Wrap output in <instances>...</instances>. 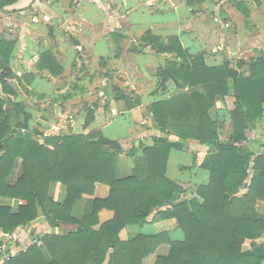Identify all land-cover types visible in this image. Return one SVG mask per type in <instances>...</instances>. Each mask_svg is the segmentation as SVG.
Returning a JSON list of instances; mask_svg holds the SVG:
<instances>
[{
  "label": "trees",
  "instance_id": "trees-1",
  "mask_svg": "<svg viewBox=\"0 0 264 264\" xmlns=\"http://www.w3.org/2000/svg\"><path fill=\"white\" fill-rule=\"evenodd\" d=\"M15 2L1 0L0 6ZM137 42L138 52L150 46L157 54H177L178 61L160 67L158 74L162 86L173 80L178 93L150 105L162 134L151 145L124 152L119 141L97 132L45 135L34 127V116L7 80L14 77L9 64L15 42L0 38V199L21 202L14 210L11 203L0 201V232L30 224L40 209L50 225H80L64 236L47 234L41 245L35 242L2 264H142L155 251L156 245L149 247L155 238L124 240L121 232L127 225H144L158 208V218H175L185 239L170 241L169 255L159 256L156 264L264 262V215L256 208L258 201L264 202V148L247 135L264 117V57L211 67L204 54H189L177 36L165 41L148 31ZM37 69L63 72L49 51L41 55ZM115 90L133 106V98L119 87ZM229 95L235 97L230 111L234 130L221 140L210 111ZM94 113L89 110L85 125L95 119ZM189 139L209 149L200 165L209 179L195 184L193 198H185L187 190L167 176L171 151L183 150ZM122 155L134 159L129 174L120 171ZM97 183L109 186L108 197L92 199L90 213L76 220L75 205L93 196ZM245 241L249 250L243 249Z\"/></svg>",
  "mask_w": 264,
  "mask_h": 264
},
{
  "label": "crops",
  "instance_id": "crops-1",
  "mask_svg": "<svg viewBox=\"0 0 264 264\" xmlns=\"http://www.w3.org/2000/svg\"><path fill=\"white\" fill-rule=\"evenodd\" d=\"M148 31L165 41L177 36L189 54H204L206 64L211 67L233 59L256 61L264 57V0H16L0 6V38L15 42L9 64L14 77L7 80L16 92L19 91V100L23 96L19 81L30 95L27 107L35 119L33 126L45 135L88 136L97 132L119 141L124 149L151 145L153 138L162 134L153 124L150 105L178 93L173 80L169 79L162 86L158 74L160 67L178 61L177 54H157L150 46L143 52L136 51L137 41ZM47 51L63 68L61 74L37 69L41 55ZM106 57H110L107 62L103 60ZM145 58L147 60L143 61ZM97 80L103 82V95L111 101L110 108L98 107L95 119L85 125L89 110L83 103L73 113L62 107L85 99L89 86ZM115 87L134 99L132 107L119 99ZM68 94L72 96L66 98ZM226 98L228 104L229 99L235 102L233 95ZM224 102L218 101L210 115ZM234 107L235 104L221 116H218L220 113L211 116L230 126L227 139L234 130L230 117ZM88 108L94 109L92 103ZM74 116L77 118L73 119ZM144 120L147 126L142 125ZM254 131H247L249 140L264 144L263 119ZM208 151L206 146L189 139L183 150L173 149L170 153L168 166L187 176L170 177L168 166L167 176L189 191L185 198L195 197V184L206 183L209 179V172L200 167ZM133 165V157L121 156L119 167L123 175L131 173ZM109 193V186L97 183L94 195L84 196L75 205L73 217L83 219L91 211V200L106 198ZM63 197L64 191L60 195L61 199ZM0 201L9 203L6 199ZM19 203L16 202V206ZM256 208L264 215L263 201H258ZM159 210L156 209L144 225H127L121 232L124 240L138 236L155 238L150 240L149 247H157L142 264H156L159 256L169 255L170 241L185 239L177 220L159 219ZM79 228V224L66 221L50 225L40 209L35 221L10 233L0 232V237H11L9 249L15 256L35 242L41 245L40 238L47 234L64 236ZM2 262L0 260V264Z\"/></svg>",
  "mask_w": 264,
  "mask_h": 264
},
{
  "label": "rangeland",
  "instance_id": "rangeland-1",
  "mask_svg": "<svg viewBox=\"0 0 264 264\" xmlns=\"http://www.w3.org/2000/svg\"><path fill=\"white\" fill-rule=\"evenodd\" d=\"M142 58V57H141ZM144 60H147V58H145V59H143V61ZM232 61V64L233 65H235L236 64V62H237V60L236 59H233V60H231ZM97 77L98 78H100L99 77V75H97ZM118 78L119 79H121V80H123V78H121L120 76H118ZM103 83V82H102ZM102 83H101V81L99 82L98 80L96 81V82H94V84H92V85H90L89 87H90V89H89V94L87 95V96H85V99L83 98V99H81L80 101H76L75 103H73L71 106H70V104L72 103V102H70V103H68L69 104V107L65 104H63V107H62V109H67L66 111H71L72 113L74 112V110H75V108L78 106V105H80L81 103H83V105H84V107L86 106V109H88V110H90L89 108H88V104L89 103H92V106H94V109H93V111L95 112V111H97V109H98V107H107V109H109L110 108V103H111V101H109V100H107V99H105V96L103 95L104 93H103V86H102ZM119 84H120V82H119ZM107 88L108 89H111V87L110 86H107ZM22 90V91H21ZM25 88H24V86H22V87H20V92H23L22 94H23V96L21 95V97H20V99L22 100V101H24L25 103H26V105H28V106H30V104H29V100H30V95L29 94H27V92H25ZM19 92V91H18ZM17 92V93H18ZM24 95L26 96V95H28V97H24ZM19 96V95H18ZM227 98H224V99H222V100H224L225 102H224V104H223V106L222 107H220V108H217L216 109V111H215V109L213 110V112H212V114H211V116H215L214 114H216V115H218L219 113H220V115H218V116H221V114H222V112H225L226 113V111L229 109L230 110V108H232L233 106H234V104H235V102L233 103V101L231 100V99H229V104L226 102L227 100H226ZM222 100H220V101H222ZM218 103V102H217ZM216 103V104H217ZM33 106V105H32ZM216 112V113H215ZM88 113V112H87ZM218 113V114H217ZM77 118V117H76ZM75 118V116H74V118L73 119H76ZM86 119H87V116H86V118H85V123H86ZM65 120L66 121H68V120H70V119H68V118H65ZM263 120H264V118H263ZM214 121H216L217 122V124H218V127H219V131H220V139L221 140H227V138H228V135L230 134V132H229V130H230V126L228 125L227 126V123H225V121H219L218 119H216V120H214ZM143 122H145V123H143ZM146 120H144V121H142V125H145V126H147L146 125ZM153 124H155V122H153ZM262 126V125H261ZM255 130V129H254ZM253 130V131H254ZM72 131V130H71ZM255 132V131H254ZM262 135H263V133H262ZM172 139H175L173 136H172ZM142 143V142H141ZM260 153H262V150H259L258 149V147H256V146H254ZM261 147L262 148H264V144H262L261 145ZM130 149L129 148H127V149H124V152H126V151H129ZM175 154H177L176 152H175ZM175 154H174V156H175ZM19 171H20V169H19V167L18 168H16V170H15V172H14V174H13V178L15 179L18 175H19ZM168 175L170 176V177H174V178H179V177H183V176H187V173H185V172H181V171H179V170H175V169H173L172 168V166H168ZM244 191L246 190V189H243ZM188 191V190H187ZM189 192V191H188ZM5 200V199H4ZM9 202V201H8ZM15 202V203H14ZM16 200H13V201H10L9 203H11V204H14V206L15 207H17L16 206ZM261 240H263V238H260V239H258L257 241L259 242V241H261ZM16 243H18V242H16ZM243 249H245V250H249L250 249V242L249 241H245V243L243 244ZM263 264V263H262Z\"/></svg>",
  "mask_w": 264,
  "mask_h": 264
},
{
  "label": "built area",
  "instance_id": "built-area-1",
  "mask_svg": "<svg viewBox=\"0 0 264 264\" xmlns=\"http://www.w3.org/2000/svg\"><path fill=\"white\" fill-rule=\"evenodd\" d=\"M21 203V202H20ZM12 236V235H10ZM9 235H1V246H0V260L5 261L10 259L14 254L9 249V241H10Z\"/></svg>",
  "mask_w": 264,
  "mask_h": 264
}]
</instances>
